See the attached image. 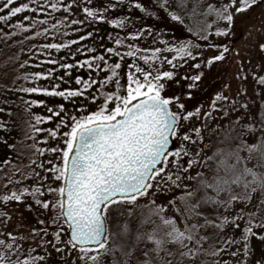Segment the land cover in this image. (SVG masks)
I'll return each mask as SVG.
<instances>
[{
	"label": "snow or ice",
	"instance_id": "snow-or-ice-1",
	"mask_svg": "<svg viewBox=\"0 0 264 264\" xmlns=\"http://www.w3.org/2000/svg\"><path fill=\"white\" fill-rule=\"evenodd\" d=\"M201 3L192 0L194 14ZM188 4L189 0H178L177 7ZM259 4L264 0L207 3L203 14L214 19L206 21L196 37L170 42L161 32L153 44L163 47L141 48L135 41L151 38L156 29L142 23L136 30H127L134 23L131 17L109 18V10L118 7L114 0L102 7L94 6L92 0L0 3V21L25 11L37 14L16 20L15 31L5 36L38 29L25 39L67 37L101 21L126 30L125 35L109 33L112 46L101 44L99 54L82 43L93 37L95 29L62 42L21 49L30 58L18 67L33 63L31 58L39 61L42 55L44 63L59 65L66 75L56 77L55 67L21 72L16 79L31 86L17 87L14 80L10 88L5 87L59 97L73 105L80 101V114L68 111L64 103L48 107L49 115L33 114L35 124H28L31 136L48 133L33 147L39 155L53 154L56 162L47 161V168L44 162L39 164L50 176L29 173L42 183L21 185L0 200L19 202L27 194L38 206L42 227H32L29 235L0 232V264H264V74L251 71V93L240 85L231 94V84L224 83L206 104L188 103L206 71L230 51L227 44L213 43L208 47L217 54L204 57L202 45L194 40L207 41L211 32L227 37L234 31V17ZM128 6L149 17L157 14L142 0H129ZM160 7L167 8V0ZM42 13L48 14L41 17ZM53 13L63 14L49 23ZM167 15L184 23L175 10ZM258 48L264 52V43ZM63 49H68L74 62L51 58V50ZM162 52L175 54L168 57ZM78 55L82 58L75 59ZM126 57L132 62L121 76ZM189 60L195 71L181 76L178 69ZM164 64L169 67L165 69ZM76 68L86 69L87 78L73 77ZM256 68L264 71V63ZM93 70L104 72L103 78H94ZM66 76L69 83L74 79L75 87H61ZM236 76L247 80L244 71ZM42 79L49 81L47 86L36 83ZM169 81L178 87L169 90ZM89 102L95 107L90 108ZM32 105H45V100L29 99L26 106ZM7 111L11 113L10 108ZM54 117V128L37 126ZM5 127L0 120V129ZM50 138L58 143L40 146ZM45 193L48 198H43ZM25 206L33 209L32 203ZM42 210L48 214L39 219ZM0 215L8 217L6 212ZM28 241L33 245L26 246ZM226 252L229 260L223 259Z\"/></svg>",
	"mask_w": 264,
	"mask_h": 264
},
{
	"label": "rangeland",
	"instance_id": "rangeland-1",
	"mask_svg": "<svg viewBox=\"0 0 264 264\" xmlns=\"http://www.w3.org/2000/svg\"><path fill=\"white\" fill-rule=\"evenodd\" d=\"M155 2L154 5L149 8V11L156 12V17H149L147 14L140 15L135 12V7H129V0H114L118 4L116 9L109 10V18H120V17H131L133 20V25L129 26L127 30H136L142 26V23H147L151 27L156 29V33L152 35L151 38L142 37L135 41L141 48H150V47H163L160 43L153 44V40H157V33H163L164 39L169 40L170 42L175 40H182L189 37H196L197 30L204 27L206 21H212L214 16L208 15L204 16V8L207 3H216L217 0H202L199 11L195 14L192 9V0H189L187 8L177 7L178 0H167V8H161L160 2L162 0H152ZM3 0H0L2 3ZM25 2V0H15V4ZM109 0H92L94 6H104L108 3ZM145 6L149 0H142ZM15 6V5H14ZM135 10V11H134ZM175 10L177 11L184 21L183 24L171 20L167 15L168 11ZM77 11H79L77 9ZM3 14V13H0ZM48 13L40 14L41 17L47 15ZM62 14L53 13L52 19L49 23H53L55 19H60ZM31 15L35 16L36 13H30L25 11L23 13L17 14L14 17H11L9 21H0V94L3 92L4 95L0 99V120L6 122V127L0 129V196L10 193L12 189H19L21 185L25 187H30L31 185L42 183L39 177L31 176L29 173L31 171L38 172L40 176L49 175L45 173L42 169L39 168V164L44 162L45 168L50 165L47 161L52 160L53 163L56 162L55 157L51 153H44L39 155L36 153L33 144L39 142V137L48 135V133L41 132L38 133L36 137H32L28 131V124L31 122L35 124V121L32 119L33 114L49 115L47 108L58 105L59 103H64L65 108L70 112H76L77 115L80 113L77 111L79 108V102L77 101L75 105L63 101L62 98L48 96L41 93L35 94H25L19 91H10L5 85L11 87L13 81L15 80L16 86L19 87L25 83H28V86H31L30 82H24L20 79H16L21 72H32V71H41L49 70L53 67L56 68L54 75L59 77L61 75H66L64 70L59 68V65L53 66L50 63H44V56L39 57V61L36 58H31L33 63L20 68L19 64L23 62L24 59H29V54L27 52H21V49L30 48L33 44H45L48 42H62L65 38H75L77 35L84 34L85 31H90L95 29L94 35L91 38L86 39L82 43L90 48L96 49V54H99L103 51L100 47L103 44L105 47L112 46L111 42L108 40V34L112 35H125L126 30L119 29L115 25L108 24L106 22H95L88 23L86 28H82L80 32L70 33L67 37H44L30 38L25 39V37L31 36V31L38 29H32L24 33H18L14 36H5L3 33H10L15 31L14 23L16 20H23V16ZM137 16V17H136ZM158 16V18H157ZM82 18V16H81ZM137 18H140V22L137 21ZM235 25L234 31L228 35L216 36L214 32H211L208 35L207 41L203 39H195L194 42L202 45L200 49L202 55L207 57L209 55L217 54V50L208 45L213 43L216 44H227L230 47V51L226 54L224 60L214 63L210 71H206L205 76L199 90L194 93L193 98H191L188 103L189 106H195L201 103L209 101L210 97L214 94L215 91L221 89L224 83L231 84V94H234L238 86L243 85L248 88L249 93L252 92L254 84V78L250 75L251 71L256 70L260 74H264V71H260L256 68L257 64L264 63V52H261L258 48L259 43H264V4H259L254 6L250 10L236 15L234 17ZM25 23H28L25 21ZM47 24H42L40 27H47ZM215 26V25H214ZM75 27H80L76 25ZM189 29H192L190 32ZM128 42H132L131 38L128 39ZM79 47V44L73 46ZM68 49L63 50H51V58L57 59L62 62H74V59L71 56L67 55ZM140 53L138 55H142ZM174 52H162V55L171 57L174 55ZM87 55V54H83ZM19 57V58H17ZM82 58V55H78L75 59ZM116 57H111V60H115ZM200 59V58H197ZM132 62V58H125L124 65L121 70V76H124L127 70V64ZM141 64L143 62H140ZM193 61L189 60L188 64L183 65L178 69V72L183 76L186 72L191 73L195 71L191 68ZM241 65L243 67L241 68ZM167 69L169 66L164 64L163 66ZM15 70H14V69ZM238 71H244L247 75L246 81H241L236 73ZM16 72V73H15ZM6 73H9L6 75ZM104 72L95 73L93 70L94 78L102 79ZM71 75H81L87 78V70L76 68L73 70ZM8 80L4 83L2 81ZM54 83H59L58 80L53 81ZM40 86H47L49 81L42 79L37 81ZM169 90L175 89L178 86L173 82L169 81ZM75 87L74 79L71 83L68 82L67 76L65 82L61 87ZM167 94V92H166ZM1 97V95H0ZM29 99H43L45 100V105H32L30 108L26 106V102ZM87 102V101H85ZM89 107L94 108L95 105L89 102ZM11 109V113L7 109ZM63 115V114H62ZM57 123V118L54 117L52 121H45L42 124L37 125L38 127L48 129L54 128ZM65 131L67 129H64ZM58 141L52 140L51 138L47 142H40L41 147H51L57 144ZM62 146V145H61ZM30 161H34L30 163ZM19 169V171L17 170ZM51 179V177H50ZM43 198H48L47 194H44ZM26 203H32L33 209H28L25 205ZM37 207L34 204V200L30 196L25 194V198L22 201H8L5 202L0 200V211L8 213V217L5 218L3 215H0V232L11 231L13 233H21L24 235H29L32 227H42L38 224L37 220ZM48 214L46 210H42L39 219H44V216ZM67 228L66 225H64ZM27 245H33L32 241L26 242ZM37 251H41L37 249ZM51 251V249H49ZM256 251H260V247L257 246ZM224 260H229V254L226 252L223 256ZM232 264H235L233 261Z\"/></svg>",
	"mask_w": 264,
	"mask_h": 264
},
{
	"label": "trees",
	"instance_id": "trees-1",
	"mask_svg": "<svg viewBox=\"0 0 264 264\" xmlns=\"http://www.w3.org/2000/svg\"><path fill=\"white\" fill-rule=\"evenodd\" d=\"M155 4V2L154 1H152V0H149V2L147 3V7L148 8H150L151 6H149V5H154ZM146 5V4H145ZM136 10V11H135ZM135 12H137V13H139L140 15H144V14H146V13H144L142 10H140V9H137V8H135ZM137 17V16H136ZM155 17H156V15H155ZM157 18H158V16H157ZM14 69V68H13ZM15 70V69H14ZM16 73V72H15ZM9 73H6V75H8ZM1 79V78H0ZM2 80V79H1ZM6 81H8V80H4V81H2V83H4V82H6ZM4 93L5 92H3L2 94H0L1 95V97H0V99L3 97V95H4Z\"/></svg>",
	"mask_w": 264,
	"mask_h": 264
}]
</instances>
